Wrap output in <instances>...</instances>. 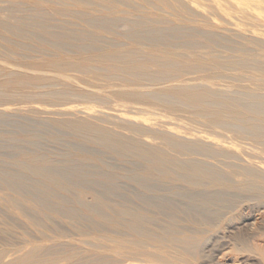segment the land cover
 <instances>
[{"label":"rangeland","instance_id":"obj_1","mask_svg":"<svg viewBox=\"0 0 264 264\" xmlns=\"http://www.w3.org/2000/svg\"><path fill=\"white\" fill-rule=\"evenodd\" d=\"M2 1L0 8L11 6ZM214 1L223 3L228 14L224 17L220 11L213 23L203 20L208 12L194 3L189 6V14L194 15L184 18L139 0H115V6L130 20L163 21V27L194 31L193 43H207L205 35H211L229 45L215 46L214 55L226 62L244 58L264 67V38L251 32L252 20L242 23L232 16L235 13L229 15L239 12L235 4H255L256 0ZM16 2L21 13L33 12L27 0ZM53 21L77 32L84 30L79 21ZM120 30L99 38L129 47L125 28ZM13 40L30 48L28 53L19 51L26 61L36 64L52 57L51 51L45 52L47 57L39 53L34 42ZM74 57L69 54L70 59ZM11 62L9 66L0 61V67L31 82L0 88V264L29 254L39 264H264L263 176L252 183L235 178L230 190L194 193L147 176L143 172L147 163L136 153L110 150L101 143L103 137L140 140L161 154H172L177 147L161 138L192 140L197 130L207 131L186 117L169 114L154 101L128 102L113 94L163 93L198 85L224 91L260 87L264 93L263 71L248 81L253 75L250 69L208 66L203 71L188 70L160 86L99 91L72 70L21 69ZM261 158L251 164L264 175V153ZM37 168L58 185L39 176Z\"/></svg>","mask_w":264,"mask_h":264},{"label":"bare ground","instance_id":"obj_2","mask_svg":"<svg viewBox=\"0 0 264 264\" xmlns=\"http://www.w3.org/2000/svg\"><path fill=\"white\" fill-rule=\"evenodd\" d=\"M27 1L34 8L30 14L21 13L16 8V0L2 1L11 5L0 8V61L7 65L14 61L15 64L11 62L13 66L21 69H49L58 73L72 70L80 75L87 86L99 91L160 86L175 81L188 70L203 71L208 66L221 70L250 69L253 75L248 76V81L255 78V73H264L262 65L249 63L244 58L226 62L221 56H215V46L229 45L221 44L211 35H205L207 43H193L194 31L173 25L163 27V21L152 20L148 23L144 19L130 20L120 15L115 0ZM139 1L147 5L152 3L160 9L173 10L177 18L185 14L194 15L189 14V6L194 3L208 12L209 15L204 14L202 17L208 23H213L220 11L224 17L228 14L221 7L223 3L219 5L214 0ZM255 2H242L244 5L241 6L240 3L235 4L237 7L234 10L239 9V12L229 15L235 13L232 16L242 23L252 20L251 32L264 38V30H260L264 28V15L260 13L264 11V0ZM54 19L58 22L79 21L84 30L77 32L67 26L54 25ZM121 27L125 28L123 34L129 40V47L105 43L99 38L117 34ZM202 35L199 33V36ZM13 39L34 42L39 47V53L46 56L45 52L51 51L53 54L49 56L52 57L46 56L43 62L36 64L26 61L19 51L28 53L30 48L22 47ZM147 47H151V50H147ZM190 48L194 51L192 54L184 52ZM207 48L210 50L207 51ZM71 53L75 56L73 59L69 58ZM30 82L28 78L0 67V88L12 89ZM112 96L128 102L154 101L164 105L169 114L186 117L207 130H197L198 135L192 140L161 138L164 143L177 147L172 154H161L157 148L153 149L140 140L103 137L101 143L110 150L136 153L147 163L148 169L143 171L147 176L160 177L174 186L194 190V193L214 188L234 189L232 182L235 178L243 177L246 183H252L253 178L264 177L263 173L252 169L255 168L253 165L261 162L264 153V93L260 87L251 90L239 86L224 91L217 87L198 85L170 88L163 93L125 91ZM176 105L180 107L173 112ZM202 135L207 137L202 138ZM259 168L263 170V167ZM36 173L49 179L51 184L58 185V181L41 168H37ZM10 264L39 263L34 261L33 254H29Z\"/></svg>","mask_w":264,"mask_h":264}]
</instances>
